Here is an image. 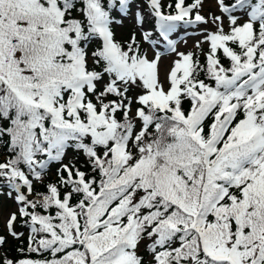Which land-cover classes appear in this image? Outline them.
Here are the masks:
<instances>
[{
    "label": "snow or ice",
    "instance_id": "snow-or-ice-1",
    "mask_svg": "<svg viewBox=\"0 0 264 264\" xmlns=\"http://www.w3.org/2000/svg\"><path fill=\"white\" fill-rule=\"evenodd\" d=\"M204 4L0 0V264H264V0Z\"/></svg>",
    "mask_w": 264,
    "mask_h": 264
},
{
    "label": "rangeland",
    "instance_id": "rangeland-1",
    "mask_svg": "<svg viewBox=\"0 0 264 264\" xmlns=\"http://www.w3.org/2000/svg\"><path fill=\"white\" fill-rule=\"evenodd\" d=\"M209 12H217L215 0H205V4H204V8H203V14L207 15ZM146 27H150V26L147 24ZM133 30H134V24L130 21H126L122 28L117 29V38L121 39V40H126ZM188 31H189V33H191L192 30L189 29ZM173 38L178 40V49L180 51L187 52V51L194 50L193 45L195 43V40L198 39L199 37H196L193 35H188L186 37L184 30L181 29L178 33L174 34ZM185 38L187 39L186 44L183 42ZM145 47H147V46H145ZM203 47L205 50L207 49L206 44L203 45ZM174 59H175L174 54L165 51V54L162 57V61H161V65H160L161 78L162 79L164 77V74L168 70V68L171 66V62ZM2 197H3V202L0 205V217H1L2 223L5 227L8 214L10 212L16 211V205L11 199L7 198L6 196H2Z\"/></svg>",
    "mask_w": 264,
    "mask_h": 264
},
{
    "label": "trees",
    "instance_id": "trees-1",
    "mask_svg": "<svg viewBox=\"0 0 264 264\" xmlns=\"http://www.w3.org/2000/svg\"><path fill=\"white\" fill-rule=\"evenodd\" d=\"M148 25L151 27V24H148ZM203 59H204V57L201 55V60L203 61ZM135 107H136V105H133V111L134 112H135ZM73 158H74V155H73V153L70 152L68 159H73ZM65 162H67V161H65ZM48 180H50V181L56 180V176L54 174V169H53L52 173L49 174V176L47 177V180L45 182H47ZM37 186L42 188V185H37ZM2 202H3V197L0 196V205L2 204ZM16 230L17 231H24L25 232V238L22 241H18V240H14L11 236H8L7 237V244L4 246V248L2 250H0V256L7 254L8 257L15 258L18 256V253L16 252V248L18 246H26V243H27L26 237H27L28 233H27L25 227L22 226L20 221L17 222ZM0 234L7 235V231H6V228L4 227V225L1 221V217H0Z\"/></svg>",
    "mask_w": 264,
    "mask_h": 264
}]
</instances>
